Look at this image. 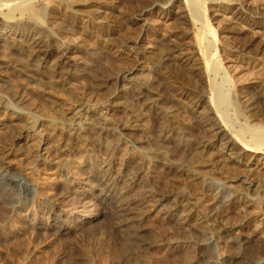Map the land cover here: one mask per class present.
Here are the masks:
<instances>
[{
  "label": "rangeland",
  "instance_id": "374dc122",
  "mask_svg": "<svg viewBox=\"0 0 264 264\" xmlns=\"http://www.w3.org/2000/svg\"><path fill=\"white\" fill-rule=\"evenodd\" d=\"M60 1L59 6L37 4L41 13L32 18L39 19L40 29L19 15L14 21L27 54L23 35L37 37L44 29L54 34L44 38L53 51L40 61L51 81L36 78L39 85L31 89L0 65V102L54 120L70 158L84 155L104 174L120 211L64 235L46 228L45 219L31 226L18 219L19 203L24 199L25 208L32 205L29 189L37 187L48 201L58 199L67 191L64 170L76 166L63 163L64 170L57 171L41 164L30 133L3 130L0 264H234L237 258L238 264H264V155H243L238 146L223 150L209 127L212 112L204 106L217 83L228 102L220 107L223 134L231 130L250 142L247 130H264V110L259 109L264 103V28L254 27H264V0H191L203 5L214 39L197 22L174 15L186 13L185 0H174L170 7L167 0ZM152 3L160 6L149 11L145 22L133 24ZM161 6L173 11L169 18L154 15ZM67 26L71 33L59 32ZM198 48L202 55L211 53L217 73L205 70ZM20 63L29 64L26 59ZM82 103L111 110L110 123L119 126L133 115L132 108L142 106L145 126L124 131L127 140L140 144L114 149L107 133L97 136L88 124L81 133L71 132L73 109ZM24 141L27 147L19 151L15 145ZM247 181L255 186L247 188ZM214 207V221L203 222ZM9 226L12 234L6 231Z\"/></svg>",
  "mask_w": 264,
  "mask_h": 264
},
{
  "label": "bare ground",
  "instance_id": "6f19581e",
  "mask_svg": "<svg viewBox=\"0 0 264 264\" xmlns=\"http://www.w3.org/2000/svg\"><path fill=\"white\" fill-rule=\"evenodd\" d=\"M40 1L44 2L45 6H47V4L56 5L59 3L60 0H0V65L4 66V67H8L7 73L10 76L20 78L26 84V86L30 87L31 89H36L38 87L37 85H39L35 81L36 78H41V79L47 80L48 82L51 81L50 80L51 78L49 79V77H47L45 75L46 73H44V71H43V68H45L43 66L44 62L43 63L40 62L42 59L44 60L46 57H49L50 53L53 51L51 49V47L45 45V43H44V38L45 39L50 38L49 36L51 34L49 35L48 29H44L42 31L43 33L41 35H38L37 37L32 36L33 34L32 35L27 34L26 36L23 35L26 42H28L27 44H29V46H28L29 49H27V50H28V54L29 53L31 54V56H30V54L28 55L24 51V49L22 48V45L19 41L20 39L18 37V36L21 37L22 34L19 32L20 30L18 31L16 29L17 26L15 25L14 21L16 19L15 16L19 15L20 18L25 19V22H27L28 25L30 24L31 28L34 27L36 29L37 28L40 29L41 27L38 23L39 19H37V20L35 19V18H39L38 15H40V13H41V10H38L35 8ZM61 1H60V3L62 4ZM172 1H174V0H167L166 1L169 3V4H167L168 5L167 7H170L172 5V3H171ZM177 1L178 0H176V2ZM181 1L178 2L177 4L181 5ZM185 1H186L185 2L186 3V6H185L186 13H184V12H182L181 14L180 13H174V15H176V17L182 21L190 22L192 20L193 23L197 22V24L200 25V27L203 29V31L206 32V34H208L207 36H210L212 39H214L215 38L214 32L209 30L207 27L208 26L207 19H206L204 12L202 11L203 5H201V3H199V2H197L198 4L197 3L191 4L190 3V2H192L191 0H185ZM226 3H228V2H226ZM58 6H59V4H58ZM156 6L159 7L160 5L156 4V3H152L150 5L148 4V7L146 10L140 11V13L138 15H136V18L133 17L134 19L131 20L132 23L135 24L139 21L145 22L147 19L146 17L150 15V14H148L149 11L154 10ZM50 7L51 6H49V8ZM161 7L159 8V11H156V13L154 15L159 16L160 18H169L171 15L170 13H173V11L172 10L167 11L166 10L167 8H165V7L161 8ZM263 7H264V5H263ZM51 8H53V7H51ZM4 11H7V13H5ZM30 13H31V17L29 16ZM32 16H34L35 18L34 17L32 18ZM195 17L197 19H195ZM262 18H264V17H262ZM15 22H18V21L16 20ZM18 27H20V26H18ZM254 27L255 28L259 27L260 29L264 28V27H261L257 24H254ZM72 30L73 29L70 26H67V27H62L61 31H59V32L71 33ZM51 36H54V34H52ZM201 39H202V37H201ZM201 39H200V42L202 41ZM197 40H199V39H197ZM201 45H202V42H201ZM201 48H204V47H201ZM208 48H206V49L208 50ZM129 49L132 51L133 47L132 48L130 47ZM197 50H199V52H200V53L198 52V57H200L202 59V61L204 63L203 66H204L205 70L207 72L208 71L213 72V74L217 73V71H219V69L218 70L215 69L217 67H216V65H214L217 63H214L215 61L214 62L210 61L211 56H212L211 53L209 51L205 50L204 53L207 52V53H205L207 56L204 57L205 54L202 55V51H201L202 49L198 48ZM40 56H42V58H39ZM169 58H170V56H169ZM176 58H178V57H176ZM21 59H26L27 63H29V64L23 66L24 63H22V64L20 63ZM163 59H164V57H163ZM174 59H175V57H174ZM184 59H185V57H184ZM166 60L167 59H165V61ZM160 64H163V63H160ZM57 65L59 66V64L56 62V64L54 65V68H57L58 67ZM51 69H53V67ZM214 70L215 71L217 70V71L214 73ZM60 75H62V74H60ZM140 86H142V85H140ZM220 88H221V86L217 85V83H216V85L211 86V88H210L211 90L209 92H210V94H213V96L211 95L212 98H209L208 102L206 104H204V106L209 107L211 112H212L211 113L212 119H214V120H211V118L209 119V121H211L209 127L213 133L215 132L214 136L217 138V141H219L221 143V145L224 146L223 150L228 151V152H230L231 150L233 151V149H235L234 147L238 146V148L240 147V149L242 150L243 155L245 153L264 155V130L262 128H258V129L250 128L251 130L248 128L249 130H247V131L249 134L248 133L247 134L250 135V138H251L250 142L242 141L240 139V136H238V134H236L235 132H233L231 130H229V131H231V133L228 130H226V133L223 134V128H225L226 124L223 125L224 123L222 121H224V120L223 119H222V121L220 120V118H221L220 114H223V113H221L220 107H222V105H224L228 102L226 101V99H225L226 97L224 96V93H222ZM3 101L0 102V114L4 115V118L0 119V136L3 137V135H4L3 130H7L9 132H14L16 130V131H19L20 133H22V132L23 133L24 132L30 133V135L32 137H34L35 141H36V147L34 150L35 157L37 158L38 161L41 162V164L43 163V164H47V165H53V166H55V168H57V171H60L61 169L64 170V168L62 167L63 163H64V166L66 165L65 163H70L69 165L72 164V165L76 166V167L74 166L75 167L74 169L72 168V169H68V170L65 169L64 170L62 180H63L64 184L66 185L67 191L62 197H60L58 199L48 201L42 197V195L38 191L37 187H34V186L32 188L30 187L31 189H29V190L30 191L32 190L31 191L32 196L30 197L32 199V205L25 208V206H26L25 202L27 200L24 202V199H23V201H21L20 203L17 201L19 203L18 206L21 207L19 209L20 214H19L18 209L16 208L17 212L19 214V216H17L18 219L29 221L28 224L30 226L34 225L35 221H37L38 219H45L46 220V228H53L54 231L56 230L58 233H63V232L65 233L67 231H71V232L74 231L75 230L74 228H76V227L78 229V227L80 228L81 226H85V225H88V224L95 222L97 220V218L98 217L100 218L101 215L104 213L117 211V209L119 208L118 207V205H119L118 199L116 198L112 188L107 184V182L104 178L105 176H103L104 174L102 175V174L98 173L94 168H92V166H90L88 161L85 159L84 155H83V157H77L76 159L70 158L67 147L62 141V139H61L62 137H60V132H62L61 131L62 128L60 130V127L55 123L54 120L53 121L52 120L47 121V120H42L40 118H36L34 115H32L30 113L28 114V113L24 112L23 110L17 108L15 103H10V102L5 103ZM95 106H97V105H95ZM95 106H91V105H89V103L88 104L82 103V104L77 105L73 109V115L72 116L74 118L68 126L69 130L71 132H74L75 134H77L76 132L82 131V128L84 127V125L86 126V124H88L89 125L88 128H90V126H91V129H89V130L90 131L92 130V133H94L97 136L99 134L102 135L104 132L107 133V135H109L107 137V139L109 138V140H111V143H113V144L116 143L115 145H112L113 148L116 145L119 146V144H124V145H127L129 147V149H136L135 148L136 146L134 147V145H137L140 141H138V140L136 141L135 139L134 140L132 139L133 142L127 140L126 137L129 138V136H125L127 133L125 132L126 133L125 134L124 131H129V127L132 128L135 125H139L142 127L145 126V115L146 114L143 113L142 112L143 110L140 109L142 106L138 110H134V108H132L134 111L133 115L131 113L132 116L130 115L131 117L128 118V121L125 124H121L122 126L117 125L118 121H117V124L116 123L115 124L110 123L111 119H109V112H111V110H109L105 107H102V106L101 107H95ZM199 106H201V103L199 104ZM259 109L264 110V103L261 104V108H259ZM221 126H222V128H221ZM245 130H246V128H245ZM20 139H21V137H20ZM95 140H96V136H95ZM1 141L2 140H0V142ZM5 142L6 141H4V143ZM15 146L17 147V149L19 151H21V150L26 149L27 144L24 141L22 143H17ZM127 146H125V147H127ZM226 155L230 156V154H227V153H226ZM74 156H76V155H74ZM153 161L155 163H157L155 160H153ZM245 185L247 186V188L255 186V184H251V183H249V181L245 182ZM258 186L259 185H257L256 187H258ZM12 187H14V185ZM26 191H27V188H26ZM27 193L28 192H26V194ZM240 194H241V192H240ZM230 195H232V194H230ZM161 201L162 200H160V198H159V200H156L155 202L160 203ZM214 209H216L215 213L213 212ZM214 209L212 210V212H208V214L210 213L209 215L207 214V216L203 217V222H205L204 220H208V221H210L211 219L213 220L214 217H216L217 212H218L217 211L218 208L214 207ZM14 211H15V208H14ZM117 213H118V211H117ZM14 215H15V213H14ZM16 215H17V213H16ZM77 215H78V218H77ZM13 217H15V216H13ZM11 223L14 224L13 222H11ZM15 225H17V224H15ZM11 227H12V225H11ZM18 227L20 229V226H18ZM6 229L5 230L7 231V233L12 234L13 230L10 228V226L7 227ZM16 231H15V233H16ZM64 233H63V235H64ZM19 234H20V232H19ZM221 235H222V233H219L216 236L217 237L216 239H219ZM9 237H10V235H9ZM214 243H217V242H214ZM211 244H212V242H211ZM240 244L241 245H239V246L241 248H244L245 242L240 241ZM215 245H217V244H215ZM215 247H217V246H215ZM222 256H223L222 254L218 255V261L221 260ZM238 262H239V260L237 258V261H235L234 264H238Z\"/></svg>",
  "mask_w": 264,
  "mask_h": 264
}]
</instances>
